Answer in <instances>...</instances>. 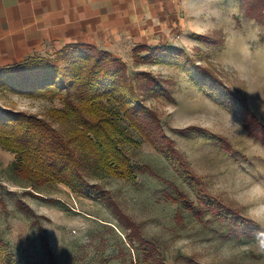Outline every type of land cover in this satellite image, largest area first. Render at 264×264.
I'll list each match as a JSON object with an SVG mask.
<instances>
[{"label":"rangeland","instance_id":"rangeland-1","mask_svg":"<svg viewBox=\"0 0 264 264\" xmlns=\"http://www.w3.org/2000/svg\"><path fill=\"white\" fill-rule=\"evenodd\" d=\"M246 1L182 0L171 26L150 44L126 39L109 51L126 64L129 81L159 118L195 187L131 128L136 143L125 149L138 169L135 181L86 169L88 181L108 192L106 201L56 183L33 188L14 173L15 155L0 147L1 249L14 264H48L42 236L59 264H264V134L257 139L245 128L246 122L264 126V0ZM156 51L185 55L179 65L147 60ZM186 57L245 99L249 112L220 104L194 80ZM15 68L2 71L0 81L13 82ZM150 77L165 94L147 86ZM60 107L58 100L0 87L2 110L46 119L68 138L72 127L51 116ZM180 193L186 204L177 200Z\"/></svg>","mask_w":264,"mask_h":264},{"label":"trees","instance_id":"trees-1","mask_svg":"<svg viewBox=\"0 0 264 264\" xmlns=\"http://www.w3.org/2000/svg\"><path fill=\"white\" fill-rule=\"evenodd\" d=\"M184 55L182 51H156L147 60H170L169 64L179 65ZM186 59V62L189 61V58ZM27 64L14 67L16 75L12 76L13 82L11 77L3 79L0 87L5 86L31 98L58 100L61 107L52 110V118L72 127L68 138H65L46 119L0 108V147L15 155L14 173L32 182L33 188L56 183L79 197L106 201L108 192L88 181L86 169L95 168L113 177L135 181L138 169L125 149L126 144L136 143L129 128L163 153L179 169L184 180L195 187V178L186 171L185 161L178 155L173 141L163 132L157 115L140 100L129 81L126 64L120 59L109 52L78 44L67 46L55 59L45 58ZM187 64L195 66L191 61ZM6 70H0V73ZM191 74L198 84L217 96L220 104L245 114L249 112L245 99L234 95L207 70L195 66L194 70L191 67ZM147 86L158 93L166 92L151 77ZM112 104L115 105L110 107ZM250 118L256 119L253 114ZM124 120L127 126L122 124ZM245 128L257 139L259 134H264V126L258 123L248 125L246 122ZM184 199L185 196L180 193L177 200L186 204ZM207 201V206L211 207L210 200ZM1 205L6 209L4 201ZM112 207L116 205L112 204ZM2 241L0 234V264H14L10 254L2 251ZM41 248L48 264H59L47 238L43 236Z\"/></svg>","mask_w":264,"mask_h":264},{"label":"crops","instance_id":"crops-1","mask_svg":"<svg viewBox=\"0 0 264 264\" xmlns=\"http://www.w3.org/2000/svg\"><path fill=\"white\" fill-rule=\"evenodd\" d=\"M181 7L182 0H0V70L70 45H148Z\"/></svg>","mask_w":264,"mask_h":264}]
</instances>
